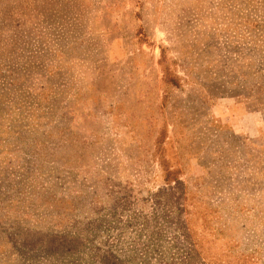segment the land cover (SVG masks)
<instances>
[{"label": "rangeland", "instance_id": "rangeland-1", "mask_svg": "<svg viewBox=\"0 0 264 264\" xmlns=\"http://www.w3.org/2000/svg\"><path fill=\"white\" fill-rule=\"evenodd\" d=\"M0 264H264V0H0Z\"/></svg>", "mask_w": 264, "mask_h": 264}]
</instances>
